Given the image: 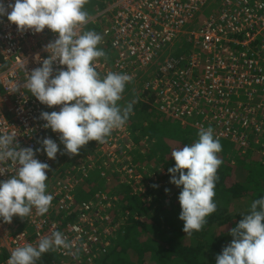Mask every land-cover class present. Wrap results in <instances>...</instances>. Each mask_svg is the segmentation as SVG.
Here are the masks:
<instances>
[{
  "label": "built area",
  "instance_id": "2783aa9c",
  "mask_svg": "<svg viewBox=\"0 0 264 264\" xmlns=\"http://www.w3.org/2000/svg\"><path fill=\"white\" fill-rule=\"evenodd\" d=\"M213 1L103 0L104 7L95 5L81 34L94 31L103 38L97 48L106 58L95 62L101 78L108 72L128 74L132 79L125 86L133 87L155 113L197 132L210 126L214 138L264 154V0H218L192 25ZM0 2L7 7L15 0ZM57 38L47 27L21 33L7 15L0 16V134L15 132L19 147L41 149L35 158L49 165L46 193L54 197L43 216L33 208L30 216H13L11 223L0 218V264H7L15 248L37 246L55 231L71 242V249L49 251L37 264H97L117 236L119 223L109 212L119 196L107 188L95 200L76 201L75 187L93 168L102 176L114 171L131 193L143 192L148 177L156 180L150 164L129 162L141 154V142H133L128 125L113 130L105 143L93 141L86 155H61L60 133L43 127L41 112H59L62 105L48 107L26 87L28 75L50 55L45 46ZM183 43L189 51L178 53ZM53 68L55 76L67 66L54 61ZM44 138L58 144L55 160L43 151L39 141ZM65 167L63 175L51 176L52 169ZM0 168L8 169L0 181L16 173L10 160Z\"/></svg>",
  "mask_w": 264,
  "mask_h": 264
},
{
  "label": "clouds",
  "instance_id": "9594fccd",
  "mask_svg": "<svg viewBox=\"0 0 264 264\" xmlns=\"http://www.w3.org/2000/svg\"><path fill=\"white\" fill-rule=\"evenodd\" d=\"M88 2L15 0L7 7L0 2V16L7 15L19 32L39 33L47 27L58 34L54 42L45 46L50 55L41 67L31 71L26 87L48 107L62 105L59 112H41V118L46 121L43 127L60 133V142L65 146L61 155L70 157L78 155L90 141L105 143L113 130L124 127L136 103L133 101L124 107L118 104L125 94L126 83L132 79L130 75L108 72L101 78L96 70L95 62L106 58V54L97 48L103 39L100 34L94 31L81 34L82 26L89 20L84 10ZM7 8L12 9L10 13ZM54 61L67 66L66 70H56L55 76ZM16 91L19 88L12 92ZM16 136L15 132L0 134V164L10 160L16 168L14 175L0 181V218L7 223H11L13 216L22 219L30 216L33 208L38 215H45L54 198L46 193L49 165L35 158V152L41 149L19 147ZM198 137L191 145L171 152L175 165L168 169L172 174L170 182L183 186L178 197L179 219L184 221L183 231L188 236L201 231L206 218L217 210L215 185L217 170L223 163L217 156L222 145L219 138H214L213 129L210 126L200 128ZM39 142L47 157L55 160L60 151L58 144L51 138ZM139 155L145 156V150ZM7 171V168H0V175ZM230 234L234 239L217 256L216 264H264V198L251 204L250 212L243 215ZM71 247V242L55 231L41 238L37 246L25 244L12 250L7 264H37L43 254Z\"/></svg>",
  "mask_w": 264,
  "mask_h": 264
},
{
  "label": "trees",
  "instance_id": "16d2710c",
  "mask_svg": "<svg viewBox=\"0 0 264 264\" xmlns=\"http://www.w3.org/2000/svg\"><path fill=\"white\" fill-rule=\"evenodd\" d=\"M95 1L104 7L103 0ZM201 20L202 17L197 15L192 23L198 24ZM186 45L183 43L176 51L188 52L189 46ZM128 87L125 86V90ZM127 95H131V98L127 102L124 100L121 107L133 101L136 103L125 125L130 128L135 144L143 138L146 141V159L133 155L129 162L141 166L153 165L150 171L154 172L156 180L148 177L143 183V192L131 193L126 186L117 182L114 171L102 176L100 169L93 168L85 180L75 187L76 201L95 200V195L107 188L119 196L116 208L114 205L109 212L113 214L112 219L119 223L117 236L113 247L100 256L97 264H216L217 256L234 239L230 230L243 215L250 212L255 200L264 198V154L260 150L242 151L228 142L220 141L222 151L217 156L223 163L217 170L215 185L217 210L206 218L201 231L188 236L183 231L184 221L179 219L181 206L178 197L183 186L178 187L170 182L172 174L168 169L175 165L171 152L196 142L198 132L174 124L155 113L152 107L136 96ZM168 142L176 145L169 146ZM89 148L88 143L79 153L86 155L90 152ZM97 165L102 167V162H97ZM67 169H61L57 175H63ZM176 175L178 178L179 174ZM149 195L151 198L147 199ZM117 209L120 210L117 212Z\"/></svg>",
  "mask_w": 264,
  "mask_h": 264
},
{
  "label": "rangeland",
  "instance_id": "374dc122",
  "mask_svg": "<svg viewBox=\"0 0 264 264\" xmlns=\"http://www.w3.org/2000/svg\"><path fill=\"white\" fill-rule=\"evenodd\" d=\"M218 0H214L212 3H210V4H208V6L206 7V8H204V10H203V12L201 11V13H203V15L201 16L202 18H204V15H207L208 14V12L209 11H212L213 10V8H214V6L216 5V2H217ZM95 5H96V3L93 1V0H89V2L84 6V10L85 11H87L88 12V14L90 15V14H92V13H94V11H95ZM202 21V20H201ZM192 25H194L193 23H192ZM131 92V93H130ZM125 94L126 95H124V96H122V99L120 100V101H118V104L120 105V106H122V104H123V102H124V100L127 102V101H129L130 100V98H131V95H127V94H132V95H134V96H136V91H134V89H133V87H128V90H125ZM92 142L93 141H90L89 142V144L91 145L92 144ZM139 142H141V145L140 144H137V147H138V150L140 151V150H142L143 151V149H144V147H145V144H144V142H145V138H143V139H141ZM138 142V143H139ZM172 143L171 142H168V145L169 146H175L176 144H174V145H171ZM80 154V153H79ZM78 154V155H79ZM78 155H76V156H71L72 157V159L73 158H76ZM61 169H63V168H61ZM60 169V170H61ZM59 170V171H60ZM58 170H56V169H52L51 171H50V173H51V176L52 177H54L55 175H57V173L59 172ZM160 185V184H159ZM110 191H111V189L110 188H108ZM113 192H115V191H113ZM116 194H118V193H116ZM150 196V195H149ZM148 198V197H147ZM122 219V218H121Z\"/></svg>",
  "mask_w": 264,
  "mask_h": 264
}]
</instances>
